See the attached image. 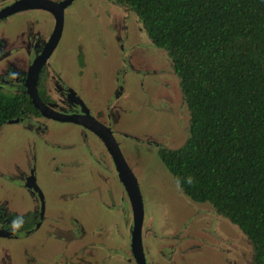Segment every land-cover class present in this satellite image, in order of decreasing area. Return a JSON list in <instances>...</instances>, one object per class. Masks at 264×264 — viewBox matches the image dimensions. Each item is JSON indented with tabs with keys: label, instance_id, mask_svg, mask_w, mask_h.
I'll return each instance as SVG.
<instances>
[{
	"label": "flooded vegetation",
	"instance_id": "af4514ba",
	"mask_svg": "<svg viewBox=\"0 0 264 264\" xmlns=\"http://www.w3.org/2000/svg\"><path fill=\"white\" fill-rule=\"evenodd\" d=\"M99 1L103 4L97 6L105 11L106 18L110 17L113 21L106 30L109 38L96 37L92 39L91 45L99 51L98 55L113 60L115 86L110 96L118 98L122 94L121 82L126 72L138 75L156 72L158 68L153 69L149 60H162L166 66L168 54L153 42L138 15L125 2ZM76 4L77 0H0V94L13 99L16 108L14 115L3 119L0 126L4 123H21L41 137L48 121L75 125L78 128L76 134L83 135L84 130H87L96 139L101 153V156H96L88 149L90 158L104 160L107 168L111 167L113 178L107 180L102 177L101 184L97 181L88 187L74 171L69 173V168L66 169L68 163L63 157L53 159L54 164L58 162V166L52 169L55 185L59 187L54 202L57 207L46 213L45 197L36 183L33 164L19 168L16 176L30 198V207L17 210L10 200H0V238L28 237L32 244L29 248L24 246L13 253L2 248L0 264H245L250 254L248 243L227 224L228 221L233 223L207 202L192 206L187 220L189 230L180 234L172 233L171 237L174 238L173 244L180 237V242L185 245L183 254L198 253L202 248L209 247L219 254L217 260L209 256L200 260L203 263L196 259L189 263L184 260L176 263L175 257L171 259L172 253L166 249L169 239L153 244L156 238L143 225L139 190V180H143V174L138 179L135 177L116 139L118 136L131 137L121 130L128 124L124 121L126 117L121 116V107H115V102L106 103L103 110L95 109L92 112L81 97L84 88L94 90L96 84L86 86L82 81L87 52L90 51L89 38L79 32H70L67 27L69 9ZM15 19V25L10 28ZM137 22L146 33L148 47L134 33V24ZM103 32L101 30L100 34ZM67 37L72 45H67ZM63 45L67 51L57 57ZM64 59L73 60L78 83L66 78V70L60 64ZM168 59L170 63L169 56ZM170 66L175 75L171 63ZM177 84L176 88L172 85V94L168 87L162 91L161 97L167 100L168 107H163L170 113L180 132L186 118ZM94 95L91 93L90 96L94 98ZM150 102L156 105L158 97L155 96ZM108 110L110 113L106 115ZM146 139V144L156 147L157 156L168 171L160 155V151L168 148L162 147L152 138ZM58 148H63V145L60 144ZM77 157L74 155V159ZM28 158L35 161V153ZM77 160L80 161V157ZM81 163L82 160L78 164ZM123 166L131 176L125 181L133 185L139 195V219L137 211L132 210L128 190L124 186ZM175 184L183 193L181 187ZM122 202L124 212L118 207ZM95 204L104 207L107 214L94 212L92 206ZM116 212L118 219L114 217ZM18 217L23 218V226L13 231L11 222ZM122 223L126 232L124 228L121 229ZM36 232H43L45 239L53 240L55 246H49L41 238L36 240Z\"/></svg>",
	"mask_w": 264,
	"mask_h": 264
},
{
	"label": "trees",
	"instance_id": "16d2710c",
	"mask_svg": "<svg viewBox=\"0 0 264 264\" xmlns=\"http://www.w3.org/2000/svg\"><path fill=\"white\" fill-rule=\"evenodd\" d=\"M122 1L167 51L189 110L188 139L160 151L166 168L247 236L249 264H264V0ZM15 111L0 94V122Z\"/></svg>",
	"mask_w": 264,
	"mask_h": 264
},
{
	"label": "rangeland",
	"instance_id": "374dc122",
	"mask_svg": "<svg viewBox=\"0 0 264 264\" xmlns=\"http://www.w3.org/2000/svg\"><path fill=\"white\" fill-rule=\"evenodd\" d=\"M102 4L99 0H77V4L69 9L67 27L70 32H79L89 38L90 51L87 52L85 77L82 81L86 86H94L96 84V89L94 90L84 88L81 97L89 105L92 112L95 109L103 110L106 103L115 102V107H121V116L123 118L126 117L124 121L128 124L121 130H124V133H128L131 137L118 136L116 139L135 177L138 179L139 175L143 174V180H139L143 225H146L156 238V242L153 244L163 243L166 239H169L170 243L166 245V249L168 253H172L171 259L175 257L176 263L182 260L187 261V263L195 259L200 261L209 256L217 260L220 257L219 254L213 252L209 247L207 249L202 248L198 253L188 252V254H183L182 249L185 245L180 242V237L173 244L172 233L180 234L189 230L187 220L190 209L193 206L192 204H195V202L189 200L177 187L169 172L161 164L156 153V147L146 144V137H148L162 147L173 149L180 146L179 139L184 134L185 126L182 125L181 131L178 132L179 128L176 122L164 108L168 107L167 100L161 97L164 89L169 87V91L172 94V85L176 88L177 79L170 66L168 56L166 66L162 60L154 62L149 60V65L153 69L158 68L156 72L150 71L139 75L126 72L121 82L123 86L122 94L118 98L110 96L111 90L115 86L113 60L98 55L99 51L95 50L94 45H91L92 39L96 37L102 38L104 36L105 39L109 38V33L106 30L113 19L110 17L106 18L104 15L105 11L97 6ZM16 21L15 19L10 28L15 25ZM134 25L136 27L135 35L148 47V38L146 39L144 29L138 22ZM101 30H104L103 34H100ZM72 44L69 40L67 45ZM65 51L67 49L63 45L58 51L57 57ZM68 51L70 50L68 49ZM159 51L165 52L162 49H159ZM60 64L66 70V78L72 83H78L77 77H75L73 60L64 59L60 61ZM91 93L95 94L94 98L90 96ZM155 96L159 100L156 105L150 102ZM108 113H110V110L106 111V115ZM184 114L186 116L185 111ZM77 129L72 124L48 121L45 132L41 137L35 132L29 131L21 123L2 124L0 126V174L2 175L0 176V200H10L17 210L30 207V198L19 185L16 172L19 168L23 169L25 166L28 167V165L31 166L33 164L36 183L45 197L46 213L55 209L57 205L54 202L57 198L59 187L55 185V175L52 169L58 166V162L56 164L53 162V159L57 157H63L68 163L66 169L69 168V173L74 171L78 175V179L82 180L88 187L95 185V182L100 181L102 177L107 178V180L112 179L111 167L107 168L104 160L99 157H95L92 160L88 154V149H90L94 155L101 156L94 136L84 129L83 135L80 133H77V135L75 133ZM51 141L55 142L51 143ZM60 144L63 145L61 149L58 148ZM33 152L35 153V161L28 158L32 156ZM79 153H82V155L80 156ZM74 155L80 157L82 160L81 164H78L81 160L78 161V157L74 159ZM101 181L99 184H101ZM118 205L124 212L123 202ZM92 209L94 212L95 210L98 211L100 215L107 214L105 208L98 204L93 205ZM76 211L80 212L77 209ZM114 217L118 219L119 215L117 212ZM102 220L105 219L102 218ZM228 222V226L238 231L234 224ZM122 225L121 229L124 228V232H126L125 225L123 223ZM34 238L36 240L41 238L49 246H55L53 240L45 239L43 232H36ZM31 244L28 237H20L19 239L0 238V251L2 248H6L13 253L24 246L29 248Z\"/></svg>",
	"mask_w": 264,
	"mask_h": 264
},
{
	"label": "water",
	"instance_id": "95a60500",
	"mask_svg": "<svg viewBox=\"0 0 264 264\" xmlns=\"http://www.w3.org/2000/svg\"><path fill=\"white\" fill-rule=\"evenodd\" d=\"M171 63V65H172V62H170ZM175 75H176V73H175ZM176 78H177V82H178V90H179V92H180V96H181V98H182V103H183V105H184V109H185V113H186V116H185V118H186V123H185V130H184V134H183V136L179 139V143H181L180 144V146L179 147H181L184 143H185V141L188 139V137H189V128H190V124H189V110H188V108H187V104L185 103V100H184V96H183V93H182V90H181V87H180V85H179V78L177 77V75H176ZM30 96H32L31 94H30ZM35 102V101H34ZM179 147H176V148H173V150L174 149H177V148H179ZM168 149H170V148H168ZM122 177H123V182H124V186H125V188L128 190V194H129V197H130V201H131V207H132V210L135 212V210L137 211V213H138V216H137V219H139V216H140V214H141V204H140V199H139V195H138V192L136 191V189L134 188V186L133 185H131V184H129V183H127L125 180L126 179H129V178H131V176H130V173H128V170L123 166V168H122ZM185 195V194H184ZM186 196V195H185ZM187 197V196H186ZM188 198V197H187ZM189 199V198H188ZM190 200V199H189ZM196 203H199V202H195V204H192L193 206H197V205H200V204H204L205 202H201V203H199V204H196ZM234 224V223H233ZM235 225V227L238 229V231H236L239 235H241V236H243L244 237V239H245V241L248 243V246H249V251H250V254H249V257L247 258V262L245 263V264H249L250 263V261H248V260H250L251 258H252V254H253V248H252V244H251V242H250V240L247 238V236L239 229V227L236 225V224H234ZM241 233V234H240Z\"/></svg>",
	"mask_w": 264,
	"mask_h": 264
},
{
	"label": "clouds",
	"instance_id": "9594fccd",
	"mask_svg": "<svg viewBox=\"0 0 264 264\" xmlns=\"http://www.w3.org/2000/svg\"><path fill=\"white\" fill-rule=\"evenodd\" d=\"M189 182H191V179L189 178ZM23 226V218L22 217H18L15 220H13L11 222V228L13 231H17L18 229H20Z\"/></svg>",
	"mask_w": 264,
	"mask_h": 264
}]
</instances>
